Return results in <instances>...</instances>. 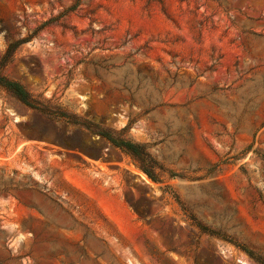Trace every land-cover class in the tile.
<instances>
[{"label":"rangeland","instance_id":"rangeland-1","mask_svg":"<svg viewBox=\"0 0 264 264\" xmlns=\"http://www.w3.org/2000/svg\"><path fill=\"white\" fill-rule=\"evenodd\" d=\"M0 76V264H264V0H0Z\"/></svg>","mask_w":264,"mask_h":264},{"label":"trees","instance_id":"trees-1","mask_svg":"<svg viewBox=\"0 0 264 264\" xmlns=\"http://www.w3.org/2000/svg\"><path fill=\"white\" fill-rule=\"evenodd\" d=\"M26 41H20L13 43L8 46L7 51L3 57L2 63H6L8 58H10L13 50L16 48L17 45L20 43H24ZM0 88L6 91L7 93L11 94L18 102H20L25 107L37 111L41 114L50 115L53 113L52 107L48 104L42 103L37 99H34L28 91L18 82L6 79L0 76ZM64 116L65 115H61ZM85 128H88L85 125H82ZM96 134L105 138L109 143L112 145L122 149L126 153L130 154L139 164L140 170L144 174H146L151 180L158 181V177L156 173H154V166L149 163L150 157L149 154L146 153V150L142 145L132 143L127 141L122 137V133L116 135L115 132L105 131L103 129H98Z\"/></svg>","mask_w":264,"mask_h":264}]
</instances>
